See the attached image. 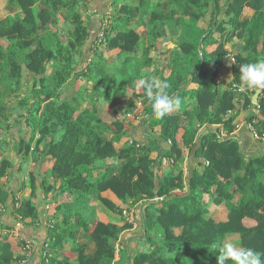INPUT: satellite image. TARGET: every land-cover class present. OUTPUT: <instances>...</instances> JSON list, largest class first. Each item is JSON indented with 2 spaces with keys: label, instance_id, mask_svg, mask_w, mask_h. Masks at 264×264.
Returning a JSON list of instances; mask_svg holds the SVG:
<instances>
[{
  "label": "trees",
  "instance_id": "obj_1",
  "mask_svg": "<svg viewBox=\"0 0 264 264\" xmlns=\"http://www.w3.org/2000/svg\"><path fill=\"white\" fill-rule=\"evenodd\" d=\"M219 2L158 1L157 4L164 3V8L157 6L149 18L158 25L150 33L152 42L168 30L172 36L178 34V27L171 29L173 22L180 20L184 26L171 54L170 72L160 79L169 84V94L180 99V107L160 120L149 111L148 118L150 126H158L161 138L169 143L167 156L175 164L186 147L194 149V156L201 159L202 171L195 169L184 185L179 167L162 178L157 176L150 158L152 147L133 143L117 149L114 142L125 134L127 123L120 119L105 123L99 102L78 86L80 79L90 81L98 73L104 77L102 52L95 53L85 68L78 70L74 64V54L82 52L91 36L85 0H8L6 9L10 14L0 17V39L9 41V47L0 42V136L10 118L20 120L29 132L18 135L19 153L49 155L52 165L45 174L61 182L59 193L63 201L55 212L50 209L54 212L53 228L48 231L51 240L46 257H40L41 264L113 263L117 238L130 224L118 226L94 220L92 225L86 220L70 225L69 221L75 214L83 220L92 211L88 207L91 197L123 217L120 207L101 196L107 189L123 201L145 200L140 204L139 217L148 249L133 256L131 264H217L218 248L233 235L239 246L264 253V154L244 155L231 134L239 106L251 108L246 120L262 134L264 91L257 105H253L255 90L235 91V87L219 79L229 56L235 60L231 66L234 84L239 83L241 64L264 57V0H227L223 5ZM148 3L134 5L130 0H111L113 6H118L103 28L100 48L119 49V56L136 51L141 34L129 28L128 14L146 10ZM211 4L210 25L204 30H193L191 25L202 21ZM174 5L179 10H172ZM246 7L253 12L242 18ZM221 13L223 18L218 17ZM59 17L69 26L65 36L58 32ZM49 30L53 31L55 46L46 42ZM227 44L232 48H227ZM21 50H26L23 60ZM145 58L140 66L149 65L148 54ZM49 64L51 71L47 72ZM22 84L26 85L27 103L16 114L7 97ZM144 94L141 86L137 96ZM241 97L243 101L239 100ZM127 110L134 112L128 107ZM206 124L222 126L202 132L196 147L195 137ZM2 149L0 143V179L11 167L10 159L1 154ZM115 159L120 161L118 165L112 161ZM95 169L101 172L93 176ZM46 188L54 191L53 185ZM9 196L0 182V206L6 210ZM10 201L13 211L14 200ZM217 206L226 209V220L216 221L207 215L209 208ZM17 212L25 222H33L37 215L30 200L23 201ZM4 214L0 211V223ZM245 218L253 224L246 225ZM3 225L11 227L13 222ZM76 228L88 235L94 247L92 253L87 242L76 240ZM157 234L160 239L154 241ZM12 236L0 235V264H15V255L21 254L15 252ZM66 243L71 244L69 249H65Z\"/></svg>",
  "mask_w": 264,
  "mask_h": 264
},
{
  "label": "crops",
  "instance_id": "obj_2",
  "mask_svg": "<svg viewBox=\"0 0 264 264\" xmlns=\"http://www.w3.org/2000/svg\"><path fill=\"white\" fill-rule=\"evenodd\" d=\"M147 1H149V3L146 6V10H134L128 14L130 17L129 28L141 34V39L138 42L137 50L132 53H125L124 55L119 56V49H112L105 51V54L103 56L104 60L102 61V66L104 67V77L109 73V71L117 74L115 75V77H117L118 81L115 86L112 85L110 87L108 84L101 88L100 86H89V81L87 82L84 79H80L78 81V86L80 88L86 89L87 95L94 96V99L99 102L100 116L105 123L111 124L113 121H116L118 119H120L121 122L124 120L127 123L125 134L120 135L119 139L114 142L117 149L133 143H135L136 145L138 144V146L141 145L152 147L150 151V158L153 159V166L157 173V176L159 178H162L166 175L171 174V172H176L175 168L177 169V167H179L182 172L184 185H186L192 172L195 169L202 171L203 165L199 163L201 159L194 156V149L191 150L186 147L183 149L182 155L177 164H175L174 161L167 156V151L170 147L169 143L161 138L158 126H154L152 128L150 126V121L148 122V118H150L149 111H151V106L145 98V94L142 97L137 96V94L141 92L139 81L142 79V77L154 75L157 78L161 79L162 77L168 75L171 69V54L175 52L177 48L178 36L183 31L182 27L184 26L182 25L180 20L175 21L173 22V27L171 29L174 31L178 27V34L172 36L170 35L168 30L167 33L163 35V37H161L158 41H150V33L153 32V28H156V26H158L150 21V15H152L157 6L158 8L159 6L164 8V3L157 4L158 1L163 2L164 0H130V2H132V4L134 5H138L139 3L140 5H142L143 3L145 5ZM210 1L212 2V0ZM226 1L227 0H220L219 5H223ZM85 3L87 6L91 5L93 9L92 11L95 12L94 14L96 16L98 15V17L95 19L98 26H100V20H102V18L105 19L108 8L113 7L109 0H85ZM209 7V11L202 19L203 22L200 21L197 24V27L202 30L207 28L205 27V25L209 20L210 13H212V4ZM171 9L179 10V8H177V5H174V7ZM87 12L90 13V9H88ZM252 12L253 11L249 7H246L243 11L242 18L250 17ZM218 17L223 18V14H219ZM191 28L196 31L194 25H191ZM226 47L230 49L232 48L230 44H227ZM113 53L114 56L112 55ZM146 54H148L150 63L149 65L140 66V64H142L146 60ZM121 57L122 62L117 67H115L113 70L108 67L109 62H112L116 58L120 59ZM231 66L232 63L227 59L225 61L224 67L219 73L220 80L227 82L228 77L231 75ZM137 69L139 70V73L136 72ZM98 74H96V76H98ZM190 87L191 85H189V88ZM127 107L134 112H129L127 110ZM250 110V107H246L243 109L242 106H239V108L235 112L238 114L236 119L234 120V130L231 134L238 140L240 148L244 155L250 156L264 154V140L256 138L247 125L246 119ZM221 126V124L203 125L194 140L196 147L200 143L199 137L202 132L206 131L207 129L221 128ZM19 128L21 131L18 133V135L23 132H29L25 125L20 124ZM3 134H1L0 136V143L2 144L3 148V153L1 154L10 159L11 167L9 168L7 175L3 176L0 179L1 185L10 194L9 202L7 204L8 209H4L3 213L5 214L1 217V223L11 224L15 221L14 212L12 211V209L10 210V205L12 204L10 201L11 199H13L14 202L18 200L20 203L26 200H30L37 209V215L33 222H24L25 226L22 229V233L25 236H34L42 239L48 235V223L51 220V215L59 209V206L57 205L60 204L61 201H63V198L59 193V186L61 182L54 181L45 174V171L52 165V160H50L49 155L44 156L40 153L33 154L32 151H30L27 155L21 154L19 153L20 138L16 135V137L11 139L9 145L10 147H7L8 141H6ZM221 135L225 136V133L221 131ZM37 137L38 133H36L35 139ZM112 161L116 165L120 163V161L116 159ZM100 172L101 171L99 169H95L93 171V176L100 174ZM47 185H53L54 191H47ZM100 194L102 197L107 198L122 210L124 208L130 207L129 202L132 199L123 201L119 199L117 195L110 189L102 191ZM144 201L145 200L137 201L139 203V207L140 204ZM90 206L92 211L89 212L83 220L75 214L69 220L70 225L81 224L86 220H90L92 225L94 223V220L111 222L117 224L118 226H123L124 224H126L124 221V216L122 217L116 212H112L107 209L100 203V201L96 197H91L88 203V207ZM50 209L54 210V212H51ZM209 209L210 211L207 215L212 217L214 220H226L227 211L223 206L211 207ZM137 213L138 216L139 211ZM58 218L61 220V215ZM244 223L246 225L253 224V222L247 218L244 219ZM130 230L131 229H128V227H126L120 232L116 241V253L112 264H131L133 256L141 251H145L148 249L149 243H145L143 236L137 237L138 234ZM143 232L141 234H143ZM75 233L76 240L79 242H87L89 246V252L92 253L94 247L92 242L89 240L88 235L84 234L83 230L79 228L75 229ZM157 235V237L153 238L154 241H158L160 239L161 235ZM121 239L122 242H120ZM10 241L13 243L15 252H19L20 245L17 238L15 236H12L10 237ZM227 242L239 246L237 237L234 235L228 236ZM142 244L143 246H145V248L143 247L142 250L137 249L138 247H141ZM118 245L120 246V248H118ZM70 246V243H66L65 249H69ZM28 264H41L40 253L35 254Z\"/></svg>",
  "mask_w": 264,
  "mask_h": 264
},
{
  "label": "rangeland",
  "instance_id": "obj_3",
  "mask_svg": "<svg viewBox=\"0 0 264 264\" xmlns=\"http://www.w3.org/2000/svg\"><path fill=\"white\" fill-rule=\"evenodd\" d=\"M109 2L111 3V0H109ZM7 5H8V0H0V17H1V19L5 18L8 14H10V11L6 9ZM117 6L118 5H115L112 8H108V12L106 13L105 19L102 18V20H100V22H99L100 26H98L96 21H95V19L98 17V15L96 16L94 14L95 12L92 11L93 9H92L91 5L87 6V9H90V11H91L90 13H88V12L85 13L86 18H87V22L89 23V30L91 32V36H90L89 41H87L85 43V46L83 47L82 52H80L78 54H74V64L76 65L78 70H80L81 68H85V66H87L90 63V60L95 57V53L102 52V54L104 56L105 50H103V48H100L101 43H100V39H99L103 35L102 26H103V23L106 21H107L106 26L108 25V23H110L111 14H113L112 12L116 9ZM59 18H60V21L58 23L59 24L58 25V30H59L58 32L62 33L65 36V33L67 32L66 29L69 28L68 23H66V21L63 18H61V17H59ZM210 23H211V20H208L205 27H208L210 25ZM196 27H197V25L195 26V28ZM52 32H53L52 30H49L48 32H46V42H48L49 45H51V46H55L54 41H56V40L53 38ZM215 35H217V34L215 33ZM44 37H45V35H44ZM0 42L2 43V45L9 47V45H8L9 41L8 40L0 39ZM162 50H165V49H162ZM25 52H26V50H21V53H20L21 60H23ZM112 55L114 56V53ZM138 56H139V54H138ZM227 59L230 60V62H231V58L228 57ZM117 62L119 65L122 62V57L120 59L116 58L112 62H109L108 67L113 70L115 67H117ZM50 69H51V64L47 65V72H49ZM115 75H117V74L109 71V73L105 77L95 76L93 80H90L89 82L88 81L87 82H88L89 86H97V87L100 86V88L106 86V84H108V82H109L110 86L111 85L115 86V84L118 81V79H117V77H115ZM19 87H18V90H16L15 92L10 94L9 98L7 97V99H9L8 100L9 106L10 107L14 106V112L16 114L23 111V109H24L23 105H26V103H27V100L25 98L27 96L26 90H25L26 85L22 84ZM20 124H21L20 120H14V118L12 117L5 123V125L7 126L6 131L2 128L3 129L2 134L4 133L3 134L4 138L6 139V141H8L7 147H10L9 145H10L11 139L16 137V135L18 136V133L21 131L19 128ZM129 206L130 207L124 208V209L131 213L130 216L133 218V221L135 222V226L132 227L131 224L130 225L128 224L129 225L128 229H131L130 231L138 234L137 237L142 236L141 233L143 232V229H142V225H141V219H140L139 215L137 216V214H138L137 212L140 209L139 203L137 201L131 200L129 202ZM122 214H123V212H122ZM124 218H125V216H124ZM124 221H125V223L127 222L126 218L124 219ZM0 224H3V223H0ZM120 242H122V239L120 240ZM145 243H146V241H145ZM143 247L145 248V246H143V244H142L141 247H138L137 249L142 250ZM118 248H120L119 245H118ZM39 251L40 250H36L35 254H38Z\"/></svg>",
  "mask_w": 264,
  "mask_h": 264
},
{
  "label": "clouds",
  "instance_id": "obj_4",
  "mask_svg": "<svg viewBox=\"0 0 264 264\" xmlns=\"http://www.w3.org/2000/svg\"><path fill=\"white\" fill-rule=\"evenodd\" d=\"M231 62H235L232 57ZM118 66V62H117ZM111 67V66H110ZM145 90V98L150 103L151 115L157 120L163 119L174 108H179L181 101L168 92L169 84L154 75H148L139 81ZM238 88L240 92L255 90L264 91V57L239 66V83L234 84L230 75L225 83ZM217 264H264V253L251 248L225 242L219 248Z\"/></svg>",
  "mask_w": 264,
  "mask_h": 264
},
{
  "label": "built area",
  "instance_id": "obj_5",
  "mask_svg": "<svg viewBox=\"0 0 264 264\" xmlns=\"http://www.w3.org/2000/svg\"><path fill=\"white\" fill-rule=\"evenodd\" d=\"M106 22L103 23L102 30L105 27ZM231 63H232V65L234 64V62H231ZM235 91H239V89L236 88ZM239 100L243 101V98L241 97ZM251 103L253 105H257V104H254L252 101H251ZM247 125L256 138L264 140V131L262 132V134H259L252 122L247 121ZM137 146H138V144H137ZM20 204L21 203L18 200H16L13 203L12 208H13L14 215H15V221L13 222V225L11 227H7L3 224H0V235L10 233L19 240V243L21 246V249H20L21 254L15 255V257H14L15 258V264H28L29 261L31 260V258L35 255L36 250H40L38 252V254L40 253V257L41 256L46 257V250H48V245H49L51 239L48 235L42 239H39V238L34 237V236H25L22 233V229L25 226V223H24L25 220L17 212V208L20 206ZM4 209H5V207L0 206V211L4 212ZM130 215H131L130 212H128L125 209L123 210V216H125L126 221H127L126 223L131 224L133 227V226H135V222L133 221V218ZM48 227H49V229L53 228V220L49 221Z\"/></svg>",
  "mask_w": 264,
  "mask_h": 264
},
{
  "label": "water",
  "instance_id": "obj_6",
  "mask_svg": "<svg viewBox=\"0 0 264 264\" xmlns=\"http://www.w3.org/2000/svg\"><path fill=\"white\" fill-rule=\"evenodd\" d=\"M260 92L255 91L254 94L252 95V102L254 104H257V102H258V96H259Z\"/></svg>",
  "mask_w": 264,
  "mask_h": 264
}]
</instances>
